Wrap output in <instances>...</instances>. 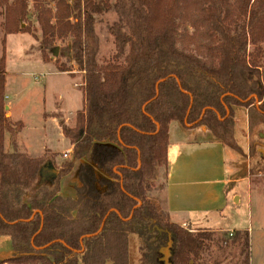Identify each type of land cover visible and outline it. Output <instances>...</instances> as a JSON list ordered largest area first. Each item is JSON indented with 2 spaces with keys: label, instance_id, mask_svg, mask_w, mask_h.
Listing matches in <instances>:
<instances>
[{
  "label": "trees",
  "instance_id": "obj_1",
  "mask_svg": "<svg viewBox=\"0 0 264 264\" xmlns=\"http://www.w3.org/2000/svg\"><path fill=\"white\" fill-rule=\"evenodd\" d=\"M31 1L40 39L26 23L29 0H0V237L13 253L0 264H131L133 237L135 264H165V248L168 264H205L213 231L171 222L147 195L167 167L171 122L205 127L223 143L219 133L230 136L234 109L249 114L262 98L264 0H200L207 42L193 51L179 49L166 0ZM109 12L117 17L108 28L114 51L100 63L95 24ZM19 33L39 41L43 62L72 74L50 55L70 39L69 60L82 75L74 126L55 116L72 148L58 170L47 166L49 152L34 159L18 147L23 124L5 111V36ZM258 106L251 115L264 120V103ZM76 164L74 197H62L61 181ZM47 167L52 174L43 177ZM242 238L235 264L250 263L248 235Z\"/></svg>",
  "mask_w": 264,
  "mask_h": 264
},
{
  "label": "rangeland",
  "instance_id": "obj_2",
  "mask_svg": "<svg viewBox=\"0 0 264 264\" xmlns=\"http://www.w3.org/2000/svg\"><path fill=\"white\" fill-rule=\"evenodd\" d=\"M166 1H168L167 5L172 7V12L175 15L179 49L193 51L200 44H205L207 37H205V26L201 16V1ZM230 1L233 3L235 0ZM50 7L53 9V4ZM116 20L117 17L114 12H109L96 20L95 32L100 44L98 54L100 63L114 51L113 38L108 33V28ZM2 22L3 16L0 10V42L3 37ZM26 23L30 26V29L32 28L34 32L36 31V36L40 39V31L38 30L39 27L36 23L35 11L31 0L28 3ZM22 35L24 37H9L4 43L5 64L8 62L5 95L10 97L12 101L14 99L13 96H19L12 106V118L21 121L24 125V129L18 138L20 142L27 139L31 134L30 132L38 129L40 112L44 108H57L59 112L57 114L54 113L52 117L59 115L67 126L73 127L75 115L78 110L80 111L82 95V87L80 86L82 84V75L77 73L76 66L69 60L68 43L70 39L57 41L55 43L56 48H53L52 52H50L52 58L58 57L61 63L75 72L74 76H65L58 74L49 62L41 61L36 51L30 50L31 46H35L38 50L39 41H34L32 36L27 33ZM24 49L27 51L26 54L23 53ZM55 49L58 50L57 56H54L56 53ZM262 49L264 51V44ZM1 52L0 43V55ZM262 85L264 88V71L262 73ZM258 100L257 98L250 108L251 110L249 109L250 115L247 109H234L230 136L219 133V136L223 139V144L227 148L228 158H230V177L240 180L244 179L242 185H248L251 193L247 195L246 189L243 191L241 185L239 189L246 198H243L238 206L225 209L223 213L224 221L219 222L218 219L212 217L211 227L221 223L225 227L224 229L232 230H213V240L209 243V249L202 253L200 263H237L242 258V237L246 234L249 242V264H264V120L259 119L254 114L251 115V113H254V109L259 107L257 104ZM260 102L264 103V94L260 98ZM203 128L206 129L205 127ZM205 131L213 135L207 129ZM214 138L219 140V138ZM29 141L30 139L28 138L26 142ZM6 142L8 144L7 139ZM7 147L8 145L5 146L6 151L12 150ZM63 150L64 148H61V151ZM54 151L50 153L51 155H48L47 159H50L49 162L52 163L53 168L58 170L63 162L70 159V155L68 158H64L63 153L56 152L60 151V149ZM165 177L166 168L162 166L158 169L153 188L147 195L148 200L161 213L165 212L164 208H161ZM138 244V239L133 237L130 243L131 264H135V261H138ZM163 252L166 253L165 250Z\"/></svg>",
  "mask_w": 264,
  "mask_h": 264
},
{
  "label": "crops",
  "instance_id": "obj_3",
  "mask_svg": "<svg viewBox=\"0 0 264 264\" xmlns=\"http://www.w3.org/2000/svg\"><path fill=\"white\" fill-rule=\"evenodd\" d=\"M22 34L6 35L5 40L13 36L24 37ZM30 50L36 51L42 61L41 55L35 46H31ZM23 53L26 54L27 51L24 49ZM7 63L5 64V71L8 69ZM49 63L60 75H75L74 71L71 72L72 74L60 72L53 60ZM18 97L13 96L12 101L10 97L5 95V104L8 107L7 117L12 122H21L12 118V106ZM81 108L82 95L80 110ZM57 112H59L57 108L41 109L38 129L30 132L29 142H26L28 138L24 141L21 140V142L18 139L24 125L17 134L18 147L27 153L29 157L40 158L46 152L51 153L58 149L60 151L56 152L63 153V157L66 153H69L64 158L71 155L72 148L63 137L57 118L52 117ZM205 130L203 127L188 128L176 121L169 124L167 167L161 208H164L171 222L184 228L231 231L232 229H224L225 227L221 223L211 227L210 222L213 218L218 219L219 222L224 221L223 213L225 209L238 206L243 198H246L239 189L244 179L230 177V158H228L226 146ZM6 145H8V149H12L9 134L4 138V149ZM61 148H64V150L61 151ZM47 166L51 168V164H47ZM77 167L78 164L75 165L69 175L62 179L60 184V195L62 197H74L75 188L78 186ZM50 168L44 169L43 177H50L53 171ZM241 188L243 191L246 189L247 195L251 193L248 185L244 186L243 184ZM235 198H237V202H234ZM12 255L9 238L0 237V261L8 259Z\"/></svg>",
  "mask_w": 264,
  "mask_h": 264
},
{
  "label": "water",
  "instance_id": "obj_4",
  "mask_svg": "<svg viewBox=\"0 0 264 264\" xmlns=\"http://www.w3.org/2000/svg\"><path fill=\"white\" fill-rule=\"evenodd\" d=\"M22 27H23V25H22ZM55 51H56V53L54 54V56H57V51H58V50L55 49ZM7 110H8V107L6 106V107H5V111H7ZM234 202H237V198H235ZM168 246H169V245H168ZM164 250H165L166 253L163 252L164 256H163V259H162V260H163V262H164L165 264H168V257H169L168 248H165Z\"/></svg>",
  "mask_w": 264,
  "mask_h": 264
},
{
  "label": "built area",
  "instance_id": "obj_5",
  "mask_svg": "<svg viewBox=\"0 0 264 264\" xmlns=\"http://www.w3.org/2000/svg\"><path fill=\"white\" fill-rule=\"evenodd\" d=\"M68 154H69V153H66V154L64 155V157H67V156H68Z\"/></svg>",
  "mask_w": 264,
  "mask_h": 264
},
{
  "label": "flooded vegetation",
  "instance_id": "obj_6",
  "mask_svg": "<svg viewBox=\"0 0 264 264\" xmlns=\"http://www.w3.org/2000/svg\"><path fill=\"white\" fill-rule=\"evenodd\" d=\"M257 104H258V105H260V104H261V102L259 101V102H257Z\"/></svg>",
  "mask_w": 264,
  "mask_h": 264
}]
</instances>
